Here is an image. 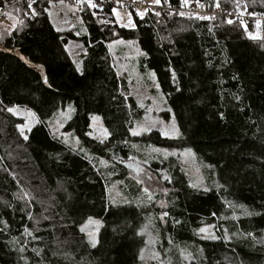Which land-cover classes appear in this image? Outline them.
Segmentation results:
<instances>
[{
  "label": "trees",
  "instance_id": "trees-1",
  "mask_svg": "<svg viewBox=\"0 0 264 264\" xmlns=\"http://www.w3.org/2000/svg\"><path fill=\"white\" fill-rule=\"evenodd\" d=\"M220 1L264 15V0ZM48 3L0 0V12L14 19L11 30L0 29V264H139L151 208L156 216L167 212L161 244L187 249L188 264H264V21L148 9L130 11L133 26L126 27L114 15L120 5L82 0L86 31L76 35L54 26ZM117 38L137 42L139 66L155 73L169 106L164 116L180 136L130 132L142 110L110 65L107 44ZM69 40L85 46L81 70L67 53ZM69 103L64 129L73 130L81 150L45 122ZM14 106L38 119L27 139L18 129L22 119L8 111ZM92 115L108 131L103 141L89 135ZM130 142L190 148L220 186L196 189L177 164L153 161L152 169L170 175L166 205H139V184L113 159L129 155ZM99 159L109 165L100 167ZM111 172L127 185L128 203L111 201ZM90 217L100 221L95 246L81 231ZM209 224L217 239L196 233ZM172 256L184 264L180 252Z\"/></svg>",
  "mask_w": 264,
  "mask_h": 264
},
{
  "label": "rangeland",
  "instance_id": "rangeland-1",
  "mask_svg": "<svg viewBox=\"0 0 264 264\" xmlns=\"http://www.w3.org/2000/svg\"><path fill=\"white\" fill-rule=\"evenodd\" d=\"M82 0H49L47 12L54 26L61 32H73L76 35L84 33L85 27L81 18L80 2ZM149 5H157L153 0H144ZM161 2V0H160ZM159 4V3H158ZM119 5V4H118ZM96 7V6H95ZM144 7L139 8L136 13L143 14ZM114 15L120 24L131 27L133 20L130 10L120 7H114ZM131 20V24H129ZM14 19L10 12H5L0 16V29L7 31L13 27ZM253 36L257 33H252ZM108 57L110 65L119 79L124 80L127 87L126 95L131 96L137 106L142 110L141 117L135 120L130 132L136 135L147 133L151 130H157L162 136L175 138L181 135V131L176 125L172 116L166 118L165 111L169 109L165 95L160 90L157 83L155 73L151 69L139 66V57L141 52L134 39L117 38L111 40L107 44ZM68 55L74 61L76 68L81 70L83 58L86 49L79 40H69L65 46ZM15 113L11 112L22 119V123L18 126L21 135L25 138L27 132L38 123L37 117L29 115V111L25 108L14 106ZM32 112V111H30ZM33 113V112H32ZM73 108L69 103L64 109H59L53 116L45 120L51 132L60 138L66 145L81 150L80 141L76 137L73 130L64 129V126L71 118ZM89 135L99 141H103L108 137V131L105 128L99 115L91 116ZM130 154L123 157V161L128 162L129 166L124 167L127 175L136 181L140 186V192L133 196V201L139 205L165 207L163 194L168 192L167 181L170 175L165 168L159 170L152 169L153 161L173 162L185 174L188 184L191 187L201 190L217 189L220 182L211 172V167L197 160L195 153L190 148L169 149L163 146H156L151 143L130 142ZM100 167L104 168L109 162L99 159ZM110 176L109 195L112 202L118 204L128 203L129 197L126 194L127 185L124 180L117 178L113 172ZM161 197H158V195ZM151 197V199H149ZM167 212L162 211L155 215V210L150 209L147 220L142 228L144 234L143 252H140L139 264H173V252L178 251L184 264H188L191 259L190 252L181 245L164 247L161 244V230L166 226ZM92 221L86 220L81 229L86 235L90 243H96V236L100 227V221L92 217ZM99 221V224L94 223ZM203 229V231H201ZM196 233L204 239L214 240L220 234L218 229L212 225H205L196 230ZM164 235V234H163ZM225 239L228 235L225 234Z\"/></svg>",
  "mask_w": 264,
  "mask_h": 264
},
{
  "label": "built area",
  "instance_id": "built-area-1",
  "mask_svg": "<svg viewBox=\"0 0 264 264\" xmlns=\"http://www.w3.org/2000/svg\"><path fill=\"white\" fill-rule=\"evenodd\" d=\"M115 3L130 11H137L144 7L145 10L153 9L163 13H178L183 16L225 17L241 23L257 25L264 21V15L233 9L220 0H161L157 5H149L144 0H93L96 7L103 4ZM3 11L0 12V16Z\"/></svg>",
  "mask_w": 264,
  "mask_h": 264
},
{
  "label": "snow or ice",
  "instance_id": "snow-or-ice-1",
  "mask_svg": "<svg viewBox=\"0 0 264 264\" xmlns=\"http://www.w3.org/2000/svg\"><path fill=\"white\" fill-rule=\"evenodd\" d=\"M153 2L158 4V3H160V0H153ZM88 4H89L90 7H95L96 6L95 4L92 3V0H88ZM29 6L31 7V4ZM33 14H35V13H33ZM129 24H131V20H129ZM44 83L45 84L48 83L46 78L44 79ZM237 99H239V97H237ZM8 111L15 113V109L14 108H9ZM29 115L34 116L35 114L29 111ZM133 134L135 135L137 133L134 132ZM25 139H27V137H25ZM149 199H151V197H149ZM89 221L93 222L91 217L89 218ZM94 223L99 224V221H94ZM83 230L84 229L82 228L81 231H83ZM201 231H203V229H201ZM212 238L215 239V237H212ZM93 246H95L94 243H93ZM141 252H143V249L141 250Z\"/></svg>",
  "mask_w": 264,
  "mask_h": 264
},
{
  "label": "water",
  "instance_id": "water-1",
  "mask_svg": "<svg viewBox=\"0 0 264 264\" xmlns=\"http://www.w3.org/2000/svg\"><path fill=\"white\" fill-rule=\"evenodd\" d=\"M114 159V161L117 163V164H119L120 166H123V167H128L129 166V163L128 162H125V161H123L122 159L123 158H113Z\"/></svg>",
  "mask_w": 264,
  "mask_h": 264
}]
</instances>
